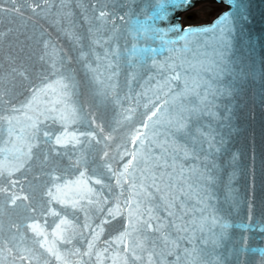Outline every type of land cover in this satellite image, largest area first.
Returning <instances> with one entry per match:
<instances>
[{"label": "snow or ice", "instance_id": "obj_1", "mask_svg": "<svg viewBox=\"0 0 264 264\" xmlns=\"http://www.w3.org/2000/svg\"><path fill=\"white\" fill-rule=\"evenodd\" d=\"M47 2L44 0V3ZM167 2L176 8L188 4L189 0ZM220 2L227 4V10L211 25L184 29L177 38L184 41L181 51L190 52L193 51L192 46L199 50L202 34H217L220 48L214 49L216 59L193 62L181 58L177 62L169 57L170 63L157 65L156 57L163 51L162 48L137 47L133 44L128 50L129 64L144 65L151 62L158 69L163 79L157 82V87L166 99L154 105V110L147 117L149 123L143 125L146 131L137 130L132 138L135 150L126 153L129 159L122 164V170L113 165L124 161V154L117 152L116 156L110 157L109 152L104 151L97 161L89 151L93 143H101L96 133L83 131L77 134L74 131L69 134L67 125L78 121L86 123L88 127L96 124L95 119L75 99L78 82L76 69L72 65L75 61L82 66L85 74H91V80L100 86L98 95L106 97L107 90L101 79L99 62L102 58L107 61L105 68L113 69V76L118 74L119 66L114 68L113 62L108 60L110 53L112 56L117 53L105 48L112 37L100 36L99 33L107 23H112L115 32V20L124 21L123 15L117 17L110 11L93 8L95 19L101 24H89L84 33L75 30V21H68L67 24L72 25L68 27L63 17L57 20L59 32L68 41L70 49L65 51L50 39L42 42L43 52L38 58L41 62L38 85L31 83L28 68L12 69L14 78L18 76L22 81H29L26 87L28 95L17 107L11 101H4L3 94H0V103H8L11 113H23V120L18 115L0 116V122L7 125V142L13 144L14 151L10 155L15 161L7 167L0 163V176L8 168L11 169L8 171L9 176L13 171H19L33 159V150L42 145L49 146V151L42 157L44 163L49 161L52 153L61 157L70 155L67 151L59 153L56 146L67 148L71 145L75 152L79 145L80 152L72 162L78 170L75 180L67 181L63 176L55 175L59 171L58 166L48 173L51 186L45 189L47 203L65 206L61 209L64 215L55 209H48V214L58 217L59 222L55 223L51 232L36 223L28 225L33 233V247L19 248L24 236L20 237L19 243H14L16 237L13 236L8 241L11 247L0 248V255L5 251L9 256L17 252L13 260L28 261V264H32L33 260L36 264H50L51 258L60 264H72L69 255H93L104 225L119 216L125 220L122 230L113 239L103 242L106 245L103 249L105 253L114 245L116 247L113 264H225L228 256L234 254L239 261L242 255L249 252L258 253L264 258V248L249 249L246 242L238 249H228L227 244L231 239L229 229L234 225L221 215L217 206L219 199L215 189L221 171L217 161L226 150L227 141L213 126V122L226 119L221 112V104L224 98L231 95V89L223 83V78L234 31L232 9L240 8L238 0ZM4 3L5 0H0V13L24 15L23 8L27 0H7L12 5L10 8H4ZM28 7L33 13L38 9L43 11L37 0H33ZM70 15L65 13V16ZM167 15L166 4L161 3L150 19H165ZM83 19L89 22L86 15ZM131 24L138 36L151 32L153 40H163L167 35L166 30L148 25L146 21L135 20ZM166 43L174 44L176 40ZM96 49L102 50V56ZM73 51L76 55L71 54ZM108 79L111 80V76ZM148 79L151 81L155 77L150 76ZM56 125L62 128L59 134L51 130ZM96 127L99 128V124ZM100 131L103 129L100 128ZM110 138L104 137V140ZM6 151L9 150L0 149V153ZM4 191L6 189L0 188V192ZM113 193L115 198L111 203L114 206H110ZM18 199L21 197L13 195L11 203L14 205ZM23 199L27 200L28 197ZM68 206L85 212L82 225L68 219ZM89 206L101 214L106 213L105 218L94 227L88 222ZM247 226L264 233V225ZM13 227L19 231L18 226ZM235 227L243 228L245 225L237 224ZM84 230H88L90 239L85 237ZM77 237L85 239L86 251L81 253L79 248H75L69 253L61 252L58 245H73ZM100 257L101 253L97 252L98 264H102ZM169 257L173 259L169 261ZM0 264H3V260H0ZM240 264L243 262L240 261Z\"/></svg>", "mask_w": 264, "mask_h": 264}, {"label": "water", "instance_id": "obj_2", "mask_svg": "<svg viewBox=\"0 0 264 264\" xmlns=\"http://www.w3.org/2000/svg\"><path fill=\"white\" fill-rule=\"evenodd\" d=\"M33 0H27L24 4L23 16L0 13V94H3L4 101H11L12 105L19 107L28 95L26 87L29 81H22L18 76L14 78L13 68H28L31 83L40 84L39 72L41 62L39 56L43 52V41L50 39L58 44L65 51H69L70 45L64 36L59 32L60 25L56 23L62 17L68 27V21H75V30L84 33L89 24L100 25L101 22L95 19L93 8L104 9L112 12L115 16L123 15L124 21L115 20L117 30L113 32L112 23L103 25L100 36H111L112 40L105 48L116 52L111 53L108 60L113 62L115 68L119 66L118 74L113 76V69L105 68L107 61L103 58L99 62L101 79L107 90V96L98 95L100 86L91 80V74H85L82 66L75 61L73 68L76 69L78 82L77 95L75 99L84 106L85 112L94 118L96 124L91 127L84 122L78 121L68 123V133L93 131L100 144L91 146V156L99 161L104 151H108L110 157L116 156L117 152L124 154V161L114 163V167L121 168L129 157L127 152L135 150L132 138L137 130L146 131L143 127L149 123L147 117L154 110V105L163 103L166 97L157 87V82L163 77L159 75L158 69L148 64H129L128 50L133 44L137 47L162 48L163 51L156 57L157 65L170 63L169 57L177 62L181 58L203 60L208 62L216 59L214 49L220 48L217 34L207 33L200 36V47L197 51L182 52L184 41L177 39L183 34L184 29L211 25L217 17L227 10V4L220 0H189V3L182 7L173 8L167 0H37L43 11L39 9L36 13L31 12L28 5ZM240 8L233 7L235 17L234 31L231 36V48L226 61V75L223 83L231 89V95L224 98L221 104V112L226 119L214 121L213 126L224 136L227 141L226 150L222 153L217 163L221 166L219 173L220 180L215 189L219 199L218 208L221 215L231 224L229 229L231 239L228 241V249H238L241 244L247 243L249 249L264 248V233L251 230L247 225H264V0H238ZM161 3L166 4L168 15L165 19H150ZM204 3L222 4L225 8L215 13L212 20L200 24L182 26V15ZM12 5L3 4L4 8ZM65 13H71L65 16ZM89 17L86 23L83 16ZM146 21L148 25L166 30L167 35L161 40L151 38L152 33L138 36L131 21ZM177 30H173V29ZM168 40H176V43H166ZM87 43V42H86ZM101 52L102 50L96 49ZM72 55H76L73 51ZM96 67V64L93 65ZM111 76V80L108 78ZM133 76L135 77L133 79ZM155 77L149 81V77ZM54 79V77H53ZM166 91V90H165ZM159 96V99L157 97ZM8 103H0V116L18 115L23 120V113H11ZM207 123V121H205ZM7 125L0 122V149L9 151L0 153V163L6 167L12 161L10 152L14 151L13 144L8 143L6 129ZM100 128L103 131H100ZM52 131L59 134L62 128L59 125L53 126ZM104 137H111L107 141ZM51 144V142H49ZM20 146L19 143L16 145ZM59 153L68 152V156H57L52 153L47 163L42 162L43 154L49 151L48 145H42L34 149L33 159L19 171H13L8 175V168L3 176H0V188L6 189L0 192V248L11 247L8 241L16 237L14 243H19L20 237L24 236L23 243L19 248L33 247V233L28 228L30 224H39L51 232L55 223L59 222L58 217L48 214V209H55L61 212L64 205L47 203L48 197L45 189L50 187L48 173L58 166L59 171L55 175L63 176L64 180H75L78 170L73 167L72 162L80 152L77 145L73 152L72 146L67 148L56 146ZM8 159H5V157ZM235 156V160H233ZM118 160V158H117ZM93 165H90L92 167ZM82 170V169H81ZM107 182V181H106ZM13 183L15 186H13ZM114 184V181H111ZM99 188V185H95ZM116 191H119L118 189ZM107 194V191H106ZM19 196L13 205L11 197ZM27 196L25 200L23 197ZM115 194L110 197V206ZM86 204V201L84 202ZM61 212V215H64ZM68 219L74 224L82 225L85 222V212L67 208ZM105 214L95 211L89 206L88 222L95 226ZM45 221L47 224H45ZM125 220L119 216L110 220L104 225V231L100 239L96 241V248L91 257L81 255H69L68 259L72 264H98L96 253L100 252L102 264H113L112 258L116 256L115 245L107 253L103 252L106 246L103 242L113 239L122 230ZM237 224H244L245 227H235ZM13 225L19 227L16 230ZM85 237L90 239L88 230H84ZM61 252L69 253L79 248L81 253L87 250L85 239L77 237L73 245H58ZM17 252L9 256L5 251L0 255L3 264H28V261L13 260ZM123 255V253H121ZM169 261L173 258L169 257ZM264 264V258L258 253L251 252L244 254L237 260L233 254L228 256L225 264ZM36 264V261H32ZM50 264H60L51 258ZM122 264V262H119ZM139 264V262H137Z\"/></svg>", "mask_w": 264, "mask_h": 264}, {"label": "rangeland", "instance_id": "obj_3", "mask_svg": "<svg viewBox=\"0 0 264 264\" xmlns=\"http://www.w3.org/2000/svg\"><path fill=\"white\" fill-rule=\"evenodd\" d=\"M218 9L219 7L217 6H203V7L197 8L189 12L191 17L189 19L186 18L184 22L185 23H196V22L208 20L212 16V14Z\"/></svg>", "mask_w": 264, "mask_h": 264}]
</instances>
